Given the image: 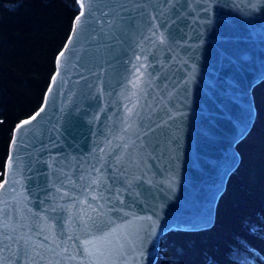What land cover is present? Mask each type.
<instances>
[{"label": "water", "instance_id": "water-1", "mask_svg": "<svg viewBox=\"0 0 264 264\" xmlns=\"http://www.w3.org/2000/svg\"><path fill=\"white\" fill-rule=\"evenodd\" d=\"M83 3L85 15L77 23V2L40 107L13 128L0 183L11 153L23 184L26 220L39 227L46 223L65 238L81 237L70 242L80 244L79 220L69 224L68 211L53 212V201L44 202L38 185L45 175L61 167L76 175L92 172L107 186L121 187L126 202L132 199L124 192L126 175L151 181L143 184L149 195L120 213L94 201L95 212L87 204L82 208L94 218L89 231L97 235L110 231L109 217L126 226L134 241L126 264H155L164 234L213 225L218 199L240 162L236 145L256 115L252 89L264 79V0ZM139 64L145 67L137 75L133 65ZM24 121L30 123L17 132ZM145 123L153 130L142 128ZM142 141L158 142L156 152H139Z\"/></svg>", "mask_w": 264, "mask_h": 264}, {"label": "trees", "instance_id": "trees-1", "mask_svg": "<svg viewBox=\"0 0 264 264\" xmlns=\"http://www.w3.org/2000/svg\"><path fill=\"white\" fill-rule=\"evenodd\" d=\"M78 11L76 0H0V182L13 128L40 107ZM252 98L255 119L213 225L164 234L155 264H264V79Z\"/></svg>", "mask_w": 264, "mask_h": 264}, {"label": "snow or ice", "instance_id": "snow-or-ice-1", "mask_svg": "<svg viewBox=\"0 0 264 264\" xmlns=\"http://www.w3.org/2000/svg\"><path fill=\"white\" fill-rule=\"evenodd\" d=\"M77 2L81 8L80 15L76 17V21L79 23L85 12L83 11V0H77ZM121 10H124L123 5H121ZM100 12L102 16L109 17L107 10H100ZM117 16H120L121 21H123L124 17L121 12H118ZM109 26H115L114 20ZM159 42L164 43L163 36L159 37ZM61 56H63V53H61ZM136 60L140 61V56H137ZM144 67L143 64L133 65L137 75ZM53 80H55V77H53ZM43 111L44 109L41 108L40 112ZM40 112H37L32 120H35ZM28 123L30 121H24L22 125L17 127L16 131L19 132ZM142 128L149 131L153 130L147 123L143 124ZM124 131L126 132L128 129L125 128ZM147 134L148 132L145 131L144 135ZM12 144L13 147L16 144L15 135ZM132 144L135 146V141ZM157 147L158 142L148 143L142 141L138 151L141 153L147 152L151 156L156 152ZM13 160V155L9 153L7 168L4 172L6 178L3 183H0V264H119L120 261H125L126 264L125 253L130 245L134 243L129 239L126 226L116 225L115 221L109 217V223L106 227L110 231L105 235H97L89 231V221H92L94 226L95 220L86 209L82 208V205L87 204L95 212L96 207L91 202H96V205L100 208L110 204V211L120 213L123 208L137 203L140 196L149 195L143 189V184H150L151 181L145 179L143 183H140L141 177L128 179L126 175L127 188L124 189V192L132 197L131 200L126 202L121 194V187H117L115 184L111 187L107 186L105 180H102L99 175L94 176L92 172L81 170L79 175H76L65 171L61 167L59 173H56L53 169L52 174L45 175L43 186L38 185V190L45 192L44 202H47L48 199L53 201L50 205L53 212L68 211L69 224L75 220L80 222L84 242L73 244L70 242L81 239V237L69 234L65 238L63 232L58 235L46 223L44 227H39L26 220L21 208L24 193L20 191V188L23 187V184L17 178L19 173ZM94 171L99 173L100 169L94 168ZM124 171L127 173L126 169ZM78 184L79 188L77 189ZM51 189H54V191H51ZM71 189L76 190L75 194L70 193ZM113 191L116 193L115 196H113ZM81 194H83V199H81ZM60 201H64V203H60ZM73 209L76 211L73 212ZM124 214L127 215V213ZM61 219L64 218L61 217ZM40 236H42V240L39 239ZM4 253H8V255L4 256Z\"/></svg>", "mask_w": 264, "mask_h": 264}]
</instances>
